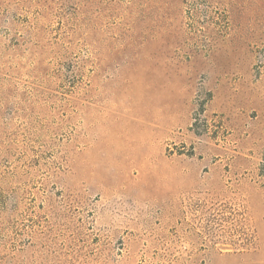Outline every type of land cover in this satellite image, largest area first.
<instances>
[{
  "label": "rangeland",
  "instance_id": "374dc122",
  "mask_svg": "<svg viewBox=\"0 0 264 264\" xmlns=\"http://www.w3.org/2000/svg\"><path fill=\"white\" fill-rule=\"evenodd\" d=\"M0 264H264V0H0Z\"/></svg>",
  "mask_w": 264,
  "mask_h": 264
}]
</instances>
